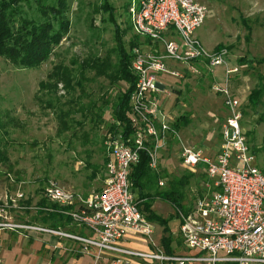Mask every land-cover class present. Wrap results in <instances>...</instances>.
Wrapping results in <instances>:
<instances>
[{
	"label": "built area",
	"instance_id": "built-area-1",
	"mask_svg": "<svg viewBox=\"0 0 264 264\" xmlns=\"http://www.w3.org/2000/svg\"><path fill=\"white\" fill-rule=\"evenodd\" d=\"M125 10L131 29L142 38L131 58L137 80L126 116L132 133L124 141L121 133L107 132L108 159L99 190L83 193L55 181L40 190L39 199L47 205L38 209L67 218L87 234L16 222L11 216H3L0 227L75 240L82 253L92 256L91 264H264V173L241 125L240 100L230 87L240 68L229 64L226 48L209 50L195 34L207 6L200 0H128ZM217 66L223 67L221 75ZM188 75L209 78L211 90L223 101L219 142L211 155L184 143L165 110L162 96L170 94V79ZM168 138L179 142L183 168L205 173L216 187L196 198L187 213L176 210L177 232L187 251L171 254L155 240L154 223L141 211L129 180L141 150L149 156V167L158 170ZM21 198L17 193L9 201L14 206ZM132 239L145 248L129 246Z\"/></svg>",
	"mask_w": 264,
	"mask_h": 264
},
{
	"label": "rangeland",
	"instance_id": "rangeland-1",
	"mask_svg": "<svg viewBox=\"0 0 264 264\" xmlns=\"http://www.w3.org/2000/svg\"><path fill=\"white\" fill-rule=\"evenodd\" d=\"M200 1L207 6L208 13L195 34L209 50L226 48L229 64L240 68L230 87L240 100L241 125L256 164L264 173V123L259 120L264 109V0ZM105 2L111 7L112 15L102 7ZM127 2L67 0L69 31L43 63L35 68H21L0 57V114L8 112L16 120L14 126H7L6 134L0 133V149L6 155V161L0 163V208L7 213L18 215L38 210L40 190L48 181L83 193L101 187L108 159L105 136L113 120L112 104L127 85L122 81L111 84L91 71H84L83 90L66 89L59 84L53 93L47 88L39 90L38 83L46 80L54 65L67 66L75 73L78 62L84 58L103 56L112 49L115 23L120 28H126L129 23ZM22 9L27 14L32 10L25 5ZM134 34L130 29L124 40L128 41ZM240 58L256 62L248 67L240 63ZM216 72L221 75L223 67L217 66ZM174 80L170 79L169 96H162L167 101L169 122L183 112L190 114L191 122L179 131L180 139L210 155L219 142L225 114L223 101L211 90L209 78L188 75ZM255 89L261 90L260 103L256 106L248 99ZM57 107L69 112L70 129L59 130ZM179 151V142L168 138L159 157L160 175L171 178L185 173L178 159ZM160 179L164 184L158 186L163 188L166 179ZM215 188L205 173L195 172L185 187L183 204L191 207L196 198ZM17 193H22V198L16 199L12 206L9 198ZM152 209L164 218L172 217L169 225L180 241L174 208L157 199ZM162 228L155 222L156 235L163 234ZM173 245L176 250H182L181 241Z\"/></svg>",
	"mask_w": 264,
	"mask_h": 264
},
{
	"label": "trees",
	"instance_id": "trees-1",
	"mask_svg": "<svg viewBox=\"0 0 264 264\" xmlns=\"http://www.w3.org/2000/svg\"><path fill=\"white\" fill-rule=\"evenodd\" d=\"M23 5L31 8L29 14L22 9ZM102 7L109 10L112 15V9L105 2ZM67 0H0V57L7 60L15 67L35 68L43 63L52 53L53 47L57 46L62 38L68 33L70 20L68 18ZM114 21V20H113ZM131 29L128 23L126 28H120L115 23L114 41L115 45L108 50L105 55L84 58L76 67V72L67 66L54 65L52 70L46 74V80L38 83V89H48L47 91L57 92L58 85L62 84L64 88L79 87L82 89V80L84 71H91L97 77H104L111 84L124 82L127 86L121 90L112 104V121L109 124L108 131L121 133L124 141L132 133V128L126 116L129 108V97L137 80L136 75L131 70L132 49L142 44L139 36L134 34L124 40L126 33ZM222 48V47H221ZM220 49V48H217ZM216 49V50H217ZM240 63L252 67L256 62L254 59L240 58ZM77 74L79 78H77ZM261 90L255 89L248 95L249 102L254 106L260 103ZM59 121V130L70 129L69 112L57 107L55 112ZM260 122L264 123V109L259 116ZM16 121L8 112L0 114V133H7V126H14ZM191 122V116L183 112L175 117L171 126L180 131ZM6 161L4 149H0V163ZM194 173L186 170L180 176L171 178L160 175L158 171L149 167V156L145 150H141L138 162L132 167L129 175L131 188L136 196L138 205L145 216L152 222H156L163 227V235L160 242L169 254L173 253V243H179L170 228L169 222L172 217L164 218L158 215L153 209V202L157 199L169 203L175 210H181L187 213L190 206L183 204L185 199V187L189 184ZM160 178L166 179V186L159 187ZM38 205H47L44 199L38 200ZM39 214L44 219L49 217L63 219L61 215L53 212H43ZM235 264V263H230Z\"/></svg>",
	"mask_w": 264,
	"mask_h": 264
},
{
	"label": "crops",
	"instance_id": "crops-1",
	"mask_svg": "<svg viewBox=\"0 0 264 264\" xmlns=\"http://www.w3.org/2000/svg\"><path fill=\"white\" fill-rule=\"evenodd\" d=\"M216 149L217 146L210 155L213 154ZM39 210L40 209L29 212L28 214L19 212L18 215L11 214L10 212L7 213L6 211L3 213L0 212V221L3 220V216L12 217L15 215L16 218L14 219L16 222L33 224L41 227L60 228L81 235L87 234L84 229H79L71 224L67 218L63 217L60 221L51 217L44 219L41 217V214H39ZM153 223L155 234V222ZM162 235H154L155 240L158 239L156 241L160 244ZM127 244L132 247L145 248L143 244L137 242H127ZM180 249L182 250L178 251L174 248V251H187L182 245ZM91 262L92 256L82 253L80 251V243L75 240L47 232L25 229L9 230L0 227V264H91Z\"/></svg>",
	"mask_w": 264,
	"mask_h": 264
}]
</instances>
